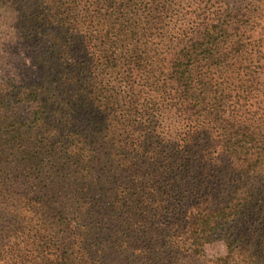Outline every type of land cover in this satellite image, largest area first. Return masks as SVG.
I'll return each instance as SVG.
<instances>
[{"label": "trees", "instance_id": "obj_1", "mask_svg": "<svg viewBox=\"0 0 264 264\" xmlns=\"http://www.w3.org/2000/svg\"><path fill=\"white\" fill-rule=\"evenodd\" d=\"M0 15L41 72L0 79V264H264V0Z\"/></svg>", "mask_w": 264, "mask_h": 264}, {"label": "rangeland", "instance_id": "obj_2", "mask_svg": "<svg viewBox=\"0 0 264 264\" xmlns=\"http://www.w3.org/2000/svg\"><path fill=\"white\" fill-rule=\"evenodd\" d=\"M1 22L2 20L0 19V26ZM243 31L244 28L240 30V33ZM9 32L13 33V30L9 27L0 29V79L14 76L18 79L28 81L39 80L41 72L34 66L31 49L28 46L26 47L25 44L18 42L12 34H9ZM262 32H264V29L261 30L256 26H254L251 31V49L262 50V54L255 52L252 54L251 51L252 55L250 54L249 58L252 72L259 81V88L261 91H264V38L261 40L263 45L260 48L257 46V38H259V34ZM252 43L255 47L252 46ZM258 100L264 108V98H260ZM205 253L206 257L214 258L218 256H225L227 249L223 241H215L205 247Z\"/></svg>", "mask_w": 264, "mask_h": 264}]
</instances>
